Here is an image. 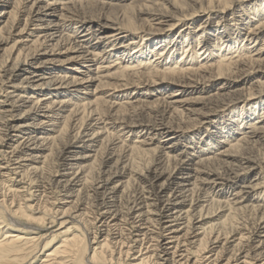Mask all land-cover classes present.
<instances>
[{
    "label": "bare ground",
    "instance_id": "obj_1",
    "mask_svg": "<svg viewBox=\"0 0 264 264\" xmlns=\"http://www.w3.org/2000/svg\"><path fill=\"white\" fill-rule=\"evenodd\" d=\"M244 1L0 0V264L55 238L37 263L264 264V2Z\"/></svg>",
    "mask_w": 264,
    "mask_h": 264
},
{
    "label": "rangeland",
    "instance_id": "obj_2",
    "mask_svg": "<svg viewBox=\"0 0 264 264\" xmlns=\"http://www.w3.org/2000/svg\"><path fill=\"white\" fill-rule=\"evenodd\" d=\"M179 1V2H178ZM182 1H185V2H182ZM173 0V1H171V0H164V2H163V6H164V8L166 7L167 8V6H168V10H170V9H173L172 8V2H173V4H176L177 6H181L182 7V5L184 4L185 5V3L187 2L188 3V5H189V3L191 2V0ZM176 2V3H175ZM181 2V3H180ZM253 2L254 3H262V2H264V0H248L247 2L246 1H244L243 3H248V4H253ZM178 3V4H177ZM179 3H180V5H179ZM187 3H186V6H183V8H186L188 5H187ZM166 4V5H165ZM182 4V5H181ZM191 4V3H190ZM136 4H134V5H130L129 6V8H128V11L131 13L132 12V15L128 12L127 13V15L128 14H130V16H132V17H134V16H137V14L139 13V8H140V5L138 6V5H136L137 7H139V8H137L136 6H135ZM134 7V8H133ZM135 7H136V9H135ZM189 7L190 6H188L187 8L189 9ZM258 7H260V5L258 6ZM133 10H132V9ZM165 8V9H166ZM186 8V9H187ZM130 9H131V11H130ZM108 13V14H111V12H109V11H103V13ZM134 12V13H133ZM137 12V13H136ZM206 12H208V11H206ZM205 12V13H206ZM121 13V12H120ZM202 15H204V14H202ZM202 15H199V14H196V15H194V17L191 19V20H188V21H185V22H182V23H180L178 26H176L174 29H173V31L171 32V36L172 35H174V34H176V33H178V31L183 27V26H185V24L187 23V22H190V23H192L191 25H192V27L194 26V29L196 28V27H198L199 26V24L201 23V20L203 19V16ZM129 16V15H128ZM122 19V18H121ZM127 17H124V19H122V20H124V22H126L127 20ZM215 22V21H214ZM147 41V40H146ZM196 44H197V42H196ZM182 51H183V49H179V52H178V58H179V55L182 53ZM9 55H10V50H9V45H5V46H3V47H1L0 48V63L2 62L3 63V61L4 60H6V58H8L9 57ZM151 56H153V54L151 55ZM150 56V57H151ZM114 59H116V58H114ZM175 62L176 61H174V62H172V65L173 64H175ZM219 83H220V81H218L216 84H214V86H212V90H216V88L218 87V85H219ZM164 85H166V84H164ZM165 88L164 86H161V88ZM160 88V89H161ZM165 93L167 92V91H164ZM164 93V94H165ZM134 139V138H133ZM54 163H55V161L53 160V162L51 161V163L49 164V166L50 165H54ZM146 164V163H145ZM51 168V167H50ZM44 178L46 179V176L44 175ZM44 179V180H45ZM23 212H25V213H27L28 215L29 214H31V212L30 211H23ZM36 217V216H35ZM8 221L10 222V223H12V224H17L16 223V221H14L13 219H11V217H9V219H8ZM33 224H35V225H38V224H41V223H39V222H37L36 220L33 222ZM79 225V224H78ZM58 228V227H57ZM57 228H55V229H57ZM33 229H36L37 230V227H33ZM54 229V230H55ZM42 232H44V231H42ZM50 236V235H49ZM51 239V236L49 237V240ZM59 244V241H58V238H55L53 241H52V243H51V245H50V247H47V248H45V250H39V252H38V255H40L39 256V258L38 259H36L37 261H35V263H32V264H40V263H37V262H40V258H42L43 257V255H42V252H48L49 250H52L53 248H55L57 245ZM54 245V246H53ZM43 246V245H42ZM52 246V247H51ZM27 264H30V263H27Z\"/></svg>",
    "mask_w": 264,
    "mask_h": 264
}]
</instances>
